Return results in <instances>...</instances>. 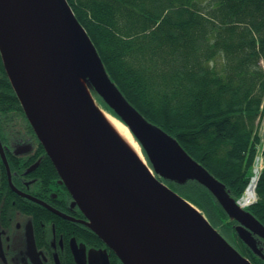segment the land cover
<instances>
[{
    "label": "water",
    "instance_id": "obj_1",
    "mask_svg": "<svg viewBox=\"0 0 264 264\" xmlns=\"http://www.w3.org/2000/svg\"><path fill=\"white\" fill-rule=\"evenodd\" d=\"M0 55L86 225L123 264H252L163 180L207 188L257 253L249 230L264 239V225L126 99L68 0H0ZM97 96L128 127L152 169L104 121L101 112H108Z\"/></svg>",
    "mask_w": 264,
    "mask_h": 264
},
{
    "label": "trees",
    "instance_id": "obj_2",
    "mask_svg": "<svg viewBox=\"0 0 264 264\" xmlns=\"http://www.w3.org/2000/svg\"><path fill=\"white\" fill-rule=\"evenodd\" d=\"M68 2L126 99L241 198L260 146L264 157V0ZM165 182L214 226L226 220L203 185ZM256 191L264 225V168Z\"/></svg>",
    "mask_w": 264,
    "mask_h": 264
},
{
    "label": "flooded vegetation",
    "instance_id": "obj_3",
    "mask_svg": "<svg viewBox=\"0 0 264 264\" xmlns=\"http://www.w3.org/2000/svg\"><path fill=\"white\" fill-rule=\"evenodd\" d=\"M86 222L30 123L0 55V264H123ZM215 227L253 264H264L262 237L249 230L257 253L240 237L243 226L237 220L227 215Z\"/></svg>",
    "mask_w": 264,
    "mask_h": 264
},
{
    "label": "bare ground",
    "instance_id": "obj_4",
    "mask_svg": "<svg viewBox=\"0 0 264 264\" xmlns=\"http://www.w3.org/2000/svg\"><path fill=\"white\" fill-rule=\"evenodd\" d=\"M102 118L104 121L109 125V127L112 129V131L118 136V138L140 159H142L138 146L136 142L133 139V136L124 124H122L120 121H118L116 118L111 116L110 114L102 111ZM260 165V164H259ZM261 166H258L256 169V175L254 178L253 186L255 184V181L257 180V176L260 172ZM256 200V194L254 191V187H251L250 190L246 193V195L242 198L240 201V204L242 207H249L251 206ZM166 243L171 242V238L168 235H165L164 238Z\"/></svg>",
    "mask_w": 264,
    "mask_h": 264
},
{
    "label": "rangeland",
    "instance_id": "obj_5",
    "mask_svg": "<svg viewBox=\"0 0 264 264\" xmlns=\"http://www.w3.org/2000/svg\"><path fill=\"white\" fill-rule=\"evenodd\" d=\"M199 2H205L207 0H198ZM115 118V117H114ZM119 121V120H118ZM259 134H260V137L262 138V140L264 141V109L261 110L260 112V115H259ZM122 123V122H121ZM134 141L136 142L137 146H138V149H139V152H140V155L142 157V160L145 162V164L147 166H149V163L147 162V159H146V156L145 154L143 153V150H142V147L141 145L136 141V139L133 137ZM263 154V146H260L259 149H258V155H261ZM261 166V170H263V167H264V162H261L259 163ZM150 167V166H149ZM151 168V167H150ZM257 169V166L254 164L253 166V172ZM252 179V178H251ZM252 181V180H251ZM250 181V182H251ZM244 195V194H243ZM202 211V210H201ZM204 211H202L203 213ZM204 214V213H203ZM205 215V214H204ZM225 222V221H224ZM223 222V223H224Z\"/></svg>",
    "mask_w": 264,
    "mask_h": 264
}]
</instances>
